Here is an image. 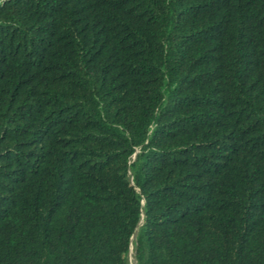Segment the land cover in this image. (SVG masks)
Listing matches in <instances>:
<instances>
[{"label":"trees","instance_id":"1","mask_svg":"<svg viewBox=\"0 0 264 264\" xmlns=\"http://www.w3.org/2000/svg\"><path fill=\"white\" fill-rule=\"evenodd\" d=\"M130 244L264 264V0H0V264Z\"/></svg>","mask_w":264,"mask_h":264},{"label":"rangeland","instance_id":"2","mask_svg":"<svg viewBox=\"0 0 264 264\" xmlns=\"http://www.w3.org/2000/svg\"><path fill=\"white\" fill-rule=\"evenodd\" d=\"M128 262H129V264H134L133 253H132V245L131 244H130V249H129V253H128Z\"/></svg>","mask_w":264,"mask_h":264}]
</instances>
